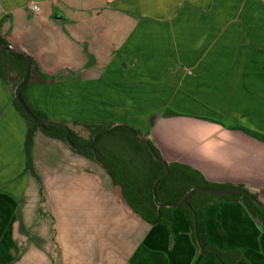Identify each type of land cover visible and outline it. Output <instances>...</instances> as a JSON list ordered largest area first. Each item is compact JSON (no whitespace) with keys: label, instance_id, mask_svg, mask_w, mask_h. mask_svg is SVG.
I'll return each instance as SVG.
<instances>
[{"label":"crops","instance_id":"1","mask_svg":"<svg viewBox=\"0 0 264 264\" xmlns=\"http://www.w3.org/2000/svg\"><path fill=\"white\" fill-rule=\"evenodd\" d=\"M228 7L226 59L220 0H0V37L36 65L25 91L29 104L83 138L88 130L80 124L139 130L108 119L109 111L129 103L125 94L187 90L188 80L196 79L197 93L217 102L197 104L196 116H157L150 136L139 130V137L151 139L164 160L185 163L207 180L243 184L264 205V6L235 0ZM225 90H232L227 105ZM12 97L11 85L0 78V264L185 263L181 251L172 259L163 249L186 218L182 210L172 212L170 228L146 223L101 166L40 130L30 151L37 176L29 174L27 122ZM82 175L94 181L82 183ZM217 201L242 205L217 199L204 208L206 233L205 210ZM115 206L118 211L110 209ZM117 213L121 219L113 217ZM29 233L41 242L28 246ZM207 239L219 248L208 233ZM232 248L244 254L237 246L219 249Z\"/></svg>","mask_w":264,"mask_h":264},{"label":"trees","instance_id":"2","mask_svg":"<svg viewBox=\"0 0 264 264\" xmlns=\"http://www.w3.org/2000/svg\"><path fill=\"white\" fill-rule=\"evenodd\" d=\"M0 41L8 44L2 37H0ZM25 68L26 57L24 54L7 52L0 48V78L9 83L13 90L22 78ZM36 72H38L36 65L31 60L30 74L26 83L21 87L20 94L29 110L37 118L47 119L45 114L29 104L25 94L26 88ZM39 76L41 81L48 80L41 73H39ZM12 103L27 122L25 138L26 171L33 176H37L30 155L35 131L40 130L45 135L66 144L63 137L64 130L61 127L52 125L40 127L24 113L14 95ZM80 125L88 130L87 138L81 137L79 133L68 128L69 138L77 146L91 144V147L73 151L102 167L111 184L120 188L123 199L135 215L150 225L163 224L170 228L173 221L172 212L175 209H180L186 216L191 240L199 252L198 264H206L207 262L212 264H238L243 258V253L239 249H219L208 241L202 211L217 199L238 201L242 203L256 222L264 226V205L259 201L256 193L251 192L243 184L218 183L207 180L199 170L185 163L166 161L162 158L154 142L149 138H145L154 152L161 157L160 161L155 160L144 141L137 136V134H141L140 131L130 126L117 125L111 127V124ZM102 129L108 130L97 134L93 140V136ZM166 168L169 171L168 175L164 179H159L166 174ZM156 180L155 202L153 185ZM193 187L220 190L238 189L255 197L261 205L240 193L219 195L193 191L186 197L185 202L178 207L158 206V204L177 203Z\"/></svg>","mask_w":264,"mask_h":264},{"label":"rangeland","instance_id":"3","mask_svg":"<svg viewBox=\"0 0 264 264\" xmlns=\"http://www.w3.org/2000/svg\"><path fill=\"white\" fill-rule=\"evenodd\" d=\"M234 1L235 0H220L219 34L222 45L221 55H223V58L225 59L229 56L227 41L228 35L231 33V30H229L230 25L228 23L231 11L228 6L229 3ZM239 1L244 2L250 0ZM259 2L264 6V0H259ZM241 12L243 13V11ZM248 13H250V11H248ZM249 17L251 16L249 15ZM241 33L243 34V31ZM247 33L249 34L250 32ZM196 83V79H189L187 90L184 88L172 87L169 89L171 93L167 91L168 89H163V92H161L160 88H155V91L152 94L143 93L145 91L142 90H140L139 94L135 93L133 96L125 94V102L129 103L124 105V110L109 111L110 115L108 119H114L117 122H123L125 124H132L135 127H138L145 136L149 137L152 124L154 125L157 116H164L165 114L196 116L195 108L197 107V104L202 103L211 105L213 101L217 102L215 100L216 97H213L211 94L197 93L195 89V86H197ZM231 92L232 90H225L224 92L223 99L225 105H227L228 101L231 99L229 98V93ZM165 104H167L166 107H164ZM80 178L85 181H82V183L85 184H91L94 181V178H92L91 175H82ZM81 179L77 182L78 184H81ZM86 187L90 186L87 185ZM88 199L90 200L89 197ZM87 208H89V205L83 206L78 213L84 215V213L81 212L85 211ZM50 209L53 210L52 207H50ZM57 209L58 207H56L54 211L58 213ZM110 209H114V211L119 210L117 206L111 207ZM61 210L62 208H60V211ZM205 213L206 230L211 242H214L219 248H227L231 246L241 248L244 254L238 264H264V226L256 222L250 216L245 207L240 204H227L223 201H217L210 208L206 209ZM181 214L185 216L182 211ZM58 216H60L59 213ZM113 217H119L121 219V216L118 213L114 214ZM47 219L48 216L45 215L44 221ZM58 219L62 220L63 216ZM120 219L118 221H112L113 227H117ZM217 221H220V223L218 224ZM64 225L66 226L67 224ZM175 225L174 235L176 237L174 238V241L171 240L169 243L166 242L163 249L170 254L172 259H175L171 255L172 252L179 250L181 251L180 259H186L184 264H198L199 256L189 237V232L187 231L189 226L186 218L183 217L182 222L180 221L179 224ZM28 226H30V224ZM39 242H41L40 238L33 233H29L26 240L28 246H34ZM206 264L212 263L207 262Z\"/></svg>","mask_w":264,"mask_h":264},{"label":"water","instance_id":"4","mask_svg":"<svg viewBox=\"0 0 264 264\" xmlns=\"http://www.w3.org/2000/svg\"><path fill=\"white\" fill-rule=\"evenodd\" d=\"M0 48L4 49L7 52H18V53H22L25 55L26 57V68H25V72L22 76V78L20 79V81L16 84L14 90H13V95L16 99V101L20 104V106L22 107L24 113L31 119L33 120L36 124H38L40 127H44L46 125H52V126H58L61 127L64 130V141L66 142V144L72 149V150H83L85 148H90L91 144L85 145V146H77L75 145L69 138L68 135V126L62 122V121H58V120H53V119H39L37 118L27 107V105L25 104L24 100L21 97L20 94V90L21 87L26 83L29 74H30V69H31V58L29 57V55L23 51V50H16L13 46H11L9 43L8 44H4L0 41ZM114 127V126H113ZM130 128V127H129ZM108 129H102L99 132H97L94 136H93V140L95 139L96 135L99 133H103L106 132ZM137 136H139L137 134ZM140 139L142 141H144V143L146 144V146L148 147V150L150 151V153L152 154L153 158L157 161L161 160V157L158 156L154 150L152 149V147L150 146V144L143 139L142 137H140ZM169 171L166 168V174L163 177H160L159 179H164L167 175H168ZM158 180V179H157ZM157 180L154 182L153 185V193H154V200L156 202V195H155V184L157 182ZM193 191H202V192H206V193H210V194H219V195H232V194H237L240 193L242 195H245L249 198H251L253 201L258 202V200L255 199V197H253L252 195L247 194L246 192H243L241 190L238 189H234V190H220V189H209V188H202V187H193L191 189H189L184 195L183 197L177 202V203H166V204H158V206H167V207H178L179 205H182L185 202V199L188 195H190ZM259 203V202H258ZM260 204V203H259ZM261 205V204H260Z\"/></svg>","mask_w":264,"mask_h":264},{"label":"built area","instance_id":"5","mask_svg":"<svg viewBox=\"0 0 264 264\" xmlns=\"http://www.w3.org/2000/svg\"><path fill=\"white\" fill-rule=\"evenodd\" d=\"M29 9H30L31 11H33V12H36V11H38L39 7H38V5H37L36 3H31V4L29 5Z\"/></svg>","mask_w":264,"mask_h":264}]
</instances>
